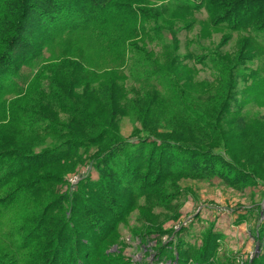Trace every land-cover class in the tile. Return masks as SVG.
Instances as JSON below:
<instances>
[{
    "label": "rangeland",
    "instance_id": "374dc122",
    "mask_svg": "<svg viewBox=\"0 0 264 264\" xmlns=\"http://www.w3.org/2000/svg\"><path fill=\"white\" fill-rule=\"evenodd\" d=\"M46 1H32L36 5L32 4L25 33L45 21L40 9L52 11L51 1ZM117 3L120 5L117 20L110 19L108 24L115 23L122 30L126 42L123 54L119 55L121 48L109 51L83 37L74 41L72 50L90 67V77L95 81H116V99H120L122 108L129 110L115 118L116 132L123 141L111 142L121 144L124 150L108 157L105 152L100 153L103 143L61 141L62 145L66 143L64 149L80 147L76 155L65 161H77L73 170L66 171L63 180L53 181L49 186L51 194L44 195L46 201L52 199L55 203L47 213L52 226L42 228L47 237L40 246L26 251L18 252L11 245V250L0 254V264H13L16 257L22 262L14 264H29L32 259V263L39 262L45 252L41 246L52 237L64 235L62 232L73 235L75 241L56 250L59 262L56 264H73L71 258L76 252L81 257L80 264H264V180L248 179L234 185L219 176H200L190 169L170 166L167 157L158 158L160 153L170 152L169 145L146 133H137L141 124L130 109L137 104L133 100L145 92L137 84L140 75L137 70L144 62L151 60L167 69L172 66L174 76L180 78L186 89L204 99L216 84L210 58L216 53L234 57L243 51L237 69L240 76L227 109L234 120L226 123L238 140L235 152L222 151L221 155L235 159L236 152L246 155L248 150L241 147L239 140L249 138V132L260 127L259 119L264 117V39L258 27L252 28L257 19L248 23L249 28H235L233 22L248 5H258L261 0L201 3L117 0ZM54 46L62 50L65 43L57 42ZM185 64L187 68L181 66ZM237 107L239 115H235ZM238 116H243V124L238 123ZM62 119L66 120L64 116ZM160 124L158 131L170 132L163 120ZM1 134L6 135L4 131ZM83 143L88 144L84 147ZM139 147H145V157L132 159V153L136 155ZM153 151L155 155L151 154ZM151 158L155 164H161L160 170L150 164ZM101 159L107 160L105 166L116 170L115 181L107 172L102 176ZM255 160L264 170V160L257 157ZM64 195L68 196L63 201L66 209L61 210L62 200L58 198ZM23 214V209H16L3 222L7 224L9 219ZM58 219L63 222L57 223ZM19 233L10 238L2 233L0 244L24 243L26 232ZM52 251L53 248L47 251L48 259L53 258Z\"/></svg>",
    "mask_w": 264,
    "mask_h": 264
},
{
    "label": "trees",
    "instance_id": "16d2710c",
    "mask_svg": "<svg viewBox=\"0 0 264 264\" xmlns=\"http://www.w3.org/2000/svg\"><path fill=\"white\" fill-rule=\"evenodd\" d=\"M32 1L35 2L0 0V235L5 233L10 238L26 232L24 243L0 244V254L11 250V245L18 252L40 246L47 237L42 228L52 226L47 213L55 203L52 199L46 201L45 196L51 194L49 186L53 181L63 180L64 173L73 170L77 161H65L76 155L80 147L64 149L66 143L62 145L61 141L103 143L100 153L105 152L108 157L124 150L121 144L111 142L123 141L116 132L115 118L129 110L122 108L120 99H116V81H95L90 77V67L72 50L74 41L83 37L109 51H120L119 48L124 51L122 47L126 42L122 30L115 23L108 24L110 19L118 17L117 0H47V3L51 1L52 11L40 9L46 16L45 21L25 33L29 12L36 5ZM189 1L201 3L203 0ZM255 19L258 21L252 28L258 27L264 39V0L258 5H248L242 15L234 18L233 26L248 27ZM57 42L65 43L62 50L54 46ZM243 54L242 51L234 57H224L216 53L210 58L216 84L204 99L186 89L180 78L174 76L176 71L172 66L167 69L150 60L139 67L137 84L145 92L133 100L137 104L133 102L135 105L130 109L141 124L137 133H146L169 145L170 152L160 153V160L167 157L170 166L190 169L200 176H219L234 185L248 179L264 180L263 168L258 161H253L255 157L264 160V117L259 119L260 127L249 132V138L239 140L241 147L248 150L246 155L236 152V159L221 155L222 151L235 152L234 144L238 140L226 123L234 120L227 109L240 76L237 69ZM181 66L187 68L188 64ZM239 110L235 115L240 114ZM237 118L238 123L243 124V116ZM162 120L170 132L158 131ZM2 131L6 135L1 134ZM144 148L139 147L140 151L136 155L132 153L131 158L145 157ZM218 148L219 151L214 150ZM100 163L104 166L102 176L107 172L115 181L118 178L116 170L105 166L106 159H101ZM150 164H155L154 159H150ZM155 166L158 170L162 167L161 164ZM67 198V195L58 198L62 200L61 210L66 209L63 201ZM16 209H23L24 214L12 221L9 219L7 224L3 222L5 216ZM14 223L19 224L13 226ZM62 234L45 241L41 246L45 252L39 262L32 263V259L29 264H56V250L75 241L73 235ZM50 248H53L52 259L47 256ZM80 259L76 252L71 262L80 264ZM12 262L21 263L22 260L16 257Z\"/></svg>",
    "mask_w": 264,
    "mask_h": 264
}]
</instances>
